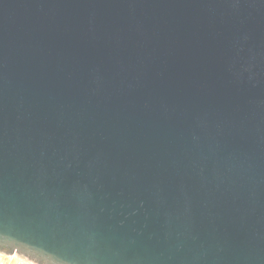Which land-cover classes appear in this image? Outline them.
Segmentation results:
<instances>
[{
	"label": "water",
	"instance_id": "obj_1",
	"mask_svg": "<svg viewBox=\"0 0 264 264\" xmlns=\"http://www.w3.org/2000/svg\"><path fill=\"white\" fill-rule=\"evenodd\" d=\"M0 255L264 264V0H0Z\"/></svg>",
	"mask_w": 264,
	"mask_h": 264
},
{
	"label": "rangeland",
	"instance_id": "obj_2",
	"mask_svg": "<svg viewBox=\"0 0 264 264\" xmlns=\"http://www.w3.org/2000/svg\"><path fill=\"white\" fill-rule=\"evenodd\" d=\"M0 264H27L16 257H6L0 255Z\"/></svg>",
	"mask_w": 264,
	"mask_h": 264
}]
</instances>
